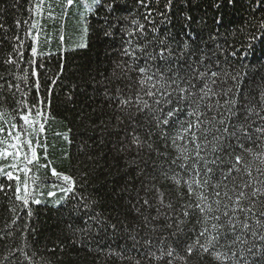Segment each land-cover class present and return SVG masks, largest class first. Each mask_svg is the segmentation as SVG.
Returning a JSON list of instances; mask_svg holds the SVG:
<instances>
[{"label": "trees", "instance_id": "obj_1", "mask_svg": "<svg viewBox=\"0 0 264 264\" xmlns=\"http://www.w3.org/2000/svg\"><path fill=\"white\" fill-rule=\"evenodd\" d=\"M38 2L0 0V127L6 121L23 124L17 109L27 113L28 108L17 101L36 105L49 117L45 133L40 136L47 152L38 147L39 160L29 165V175L40 178L35 193L40 203L30 200L25 207L15 198L16 181L0 176V184L4 185L0 191V261L7 256L4 264H167L170 258L164 253L173 247L177 257L173 264H185L179 257H187V264H219L210 253L202 255L200 250L187 256L184 246L196 239L190 229L196 226L199 231L196 215L182 225L183 233L173 235L177 210L184 203L178 193L183 192L187 199L185 187L178 189L166 179L173 170L180 171L171 164L177 153L171 141H165L156 131L154 120L149 123L135 107H118L116 89L121 88L123 96L134 94L135 89L127 85L139 72L125 74L117 65L126 67L130 61L123 49L128 47L129 39L125 29L135 31L137 27L131 23L133 20L145 26L142 37L136 33L134 45L150 41L148 50L158 53L159 41L165 40L178 56L184 53L183 45L187 43L194 55L184 53L179 64L202 61L199 71L207 69L209 77L213 71L219 73L212 87L220 95L210 97L208 103L235 99L237 115L229 124H243L251 139L237 132L240 143L254 153H264V135L255 131L264 127V0H171L170 5L168 0H144L147 7L141 0H101L86 16V25L81 21L82 8L78 4L65 16L64 0H45L43 13L33 15L29 9L34 10ZM109 4L112 7H107ZM148 12L151 16L145 19ZM33 21H38L41 29L36 57L31 49L37 30L31 29L32 36L25 35ZM61 35L65 36L63 44ZM81 43L85 46L80 47ZM9 56L13 58L11 64L6 63ZM139 64L143 65L144 60ZM177 66L173 60L172 67ZM33 69L36 76L32 75ZM197 83L203 86V81ZM201 107L209 117L219 118L225 111ZM247 109H252L251 114ZM189 110L185 104L179 119H194L187 116ZM8 130L5 128L4 135ZM169 134L174 135L175 129H169ZM133 136L146 143L138 147L132 143ZM223 144H231L244 155L254 177L257 168L264 169L259 158L253 160L237 146L235 137L226 138ZM229 151L231 148L225 147L220 155L227 160ZM11 162V157L0 159V166ZM52 169L72 178V192L59 190L68 185L53 177ZM19 175L23 180V173ZM240 175L233 173L238 179ZM244 179L248 177L244 175ZM52 183L58 187H51ZM153 185L164 192L165 203L171 202V209L159 205ZM49 192L55 195L50 197ZM144 199L153 206L145 205Z\"/></svg>", "mask_w": 264, "mask_h": 264}, {"label": "snow or ice", "instance_id": "obj_2", "mask_svg": "<svg viewBox=\"0 0 264 264\" xmlns=\"http://www.w3.org/2000/svg\"><path fill=\"white\" fill-rule=\"evenodd\" d=\"M100 3L101 0H64V15H67L68 9L74 4H78V7L82 8L79 12L81 21L86 25V16L93 11L95 5ZM44 4L45 0H39L34 10L30 8L29 11L33 15H41ZM141 4L147 7L144 0H141ZM170 4L171 0H168V5ZM48 7L51 9V4ZM107 7L110 8L112 5L109 4ZM48 15L55 19L51 11ZM149 16L151 12L147 13L145 19ZM16 23L19 27L20 22ZM25 23L28 22L25 21ZM131 23L137 27L135 31L125 29L129 39L126 41L128 47L123 49V55L128 56L130 61L126 67L124 64H118L117 67L125 74L129 71H138L139 76L131 85H127L130 90L135 89L134 94L123 96L121 95L122 89L118 87L115 98L119 101V108L135 107L137 113H143L149 123L154 120L156 131L162 139L171 141V147L177 153L171 164L180 171L173 170L171 175H166V179L171 180L178 189L185 187L187 199L185 200L183 192L178 193L184 203L177 210L176 232L173 235L183 233L182 225L187 223L190 217L196 215V225L199 226V231L197 232L196 226L190 229L196 239L184 246L187 256L200 250L202 255L210 253L219 264H264V219H261L264 217V199H262L264 198V179H261L264 177V169L257 168L258 175L254 177L251 163L246 162L244 155L237 153L231 144L227 146L223 144L226 138L235 137L238 147L243 148V151L251 155L253 160L259 158L260 164L264 165V153H254L252 149L245 148L240 143L237 132L251 139L243 124H229L231 118L237 115V101L229 98L223 104L219 100L216 104L208 103L210 97L220 95L212 87L216 84L214 78L218 77L219 73L213 71L209 77L207 69L199 71V63L202 61L193 63L185 61V64L180 65L179 61L185 58L184 53L189 56L194 55L193 52L188 51L187 43L183 45L184 53L178 56L174 54L172 47L165 40L159 41L161 47L158 53L155 50H148L150 41L144 45H134L136 33H141L142 37L145 26L136 20ZM261 28H264V22L261 23ZM31 29L37 30L36 35L32 37L33 47L31 49L32 56L36 57L38 55L36 45L41 31L39 22L31 23L29 31L25 33L26 36H32ZM83 32L87 33L86 26ZM59 40L63 44L65 36L61 35ZM22 44L21 41V46ZM79 46L84 47L85 44L81 43ZM141 59L144 60L143 65L139 64ZM156 60L162 63H149V61ZM173 60L178 64L175 68L172 67ZM6 63H13V58L9 56ZM32 75H37L35 69L32 70ZM128 79L131 80L132 77ZM233 79L235 80L236 77ZM197 81H203V86L200 87ZM182 84L186 86H181ZM12 87L11 84L8 85L9 89ZM16 88L19 90V85ZM228 92H231V89ZM224 94L227 95V93ZM43 103L41 100L40 104ZM17 104L27 107L28 111L23 113L19 111V108L17 109L19 120L23 121V124L6 121L5 126L0 127V145H4L0 148V159L7 160L11 157L12 161L10 164L0 166V176H7L9 180L16 181L15 198L27 207L30 200L37 204L40 203L38 199H35V193L41 183L40 178L36 175H29L32 171L29 165L39 160L38 147H43L45 153L47 152V145L41 144L40 136L45 133V123L49 117L48 113L36 105L28 106L21 101H17ZM185 104L190 109L187 116L194 117V119H179V114L183 112ZM202 105L208 111L219 108H224L225 111L219 114V118L217 115L209 117L207 112L202 110ZM245 108H247L246 105ZM247 110L251 114L252 109ZM261 111H264V107ZM247 118V116L244 117L245 120ZM229 127L233 130L229 131ZM5 128L9 129L6 135H4ZM169 129H175V134L170 135ZM255 131L264 135V127H258ZM149 135L151 136V132ZM33 139H35V144ZM132 143L142 147L146 141H142L139 136H133ZM225 147L231 148V151L227 152V160L220 155L225 151ZM225 163L230 166L223 167ZM38 166L48 167V165ZM8 168L12 170L5 171ZM234 172L243 175H240L238 179L233 176ZM20 173H23V180H21ZM51 175L62 179L68 185V187H59L61 192L67 194L73 191L72 178L56 172L55 169H52ZM244 175L248 179L245 180ZM51 187L56 188L58 185L52 183ZM152 187L155 188L159 205L171 209L172 203H165L164 192L155 185ZM3 188L4 185L0 184V191ZM148 190L151 191V188ZM48 195L54 196L55 192H49ZM143 203L149 207L153 206L148 199H144ZM157 211L159 212V208ZM180 213H182V218ZM79 231H86V229ZM174 253L175 248L173 247H169L164 253L170 258L167 264H173V259L177 258ZM179 258L187 264V257ZM7 260L8 257H4V261ZM4 261H0V264H4Z\"/></svg>", "mask_w": 264, "mask_h": 264}]
</instances>
